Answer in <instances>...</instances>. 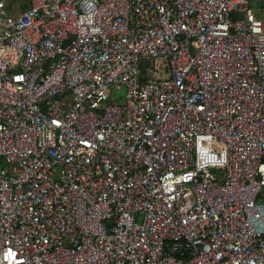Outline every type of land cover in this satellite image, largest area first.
Returning a JSON list of instances; mask_svg holds the SVG:
<instances>
[{
  "label": "built area",
  "instance_id": "2783aa9c",
  "mask_svg": "<svg viewBox=\"0 0 264 264\" xmlns=\"http://www.w3.org/2000/svg\"><path fill=\"white\" fill-rule=\"evenodd\" d=\"M251 5L0 0V264L264 263Z\"/></svg>",
  "mask_w": 264,
  "mask_h": 264
},
{
  "label": "rangeland",
  "instance_id": "374dc122",
  "mask_svg": "<svg viewBox=\"0 0 264 264\" xmlns=\"http://www.w3.org/2000/svg\"><path fill=\"white\" fill-rule=\"evenodd\" d=\"M17 5V2L15 3ZM251 7L257 11L258 16L264 17V0H252V5ZM159 64L163 65L164 60L163 59H158ZM109 102H118L117 100H114L110 98ZM264 264V263H263Z\"/></svg>",
  "mask_w": 264,
  "mask_h": 264
},
{
  "label": "trees",
  "instance_id": "16d2710c",
  "mask_svg": "<svg viewBox=\"0 0 264 264\" xmlns=\"http://www.w3.org/2000/svg\"><path fill=\"white\" fill-rule=\"evenodd\" d=\"M145 64L144 63H142V66H144Z\"/></svg>",
  "mask_w": 264,
  "mask_h": 264
}]
</instances>
